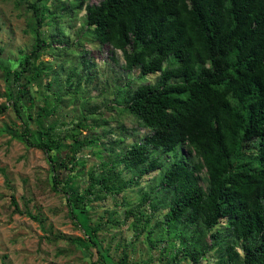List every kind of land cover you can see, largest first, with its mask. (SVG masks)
<instances>
[{"label":"trees","instance_id":"16d2710c","mask_svg":"<svg viewBox=\"0 0 264 264\" xmlns=\"http://www.w3.org/2000/svg\"><path fill=\"white\" fill-rule=\"evenodd\" d=\"M50 1L28 4L32 47L14 69L0 59V69L15 87L9 96L21 120L20 136L47 153L54 173L51 186L58 189L55 172L72 170L82 130L94 128L100 120L87 123V112L94 114L96 105L92 111L85 107L60 136L63 121L56 115L63 100L53 99L47 109L48 81L40 98L33 99L32 84L51 68L39 57L52 49L59 35L57 30L47 35L40 31ZM72 8L84 10L83 25L92 40L108 45L112 55L121 51L125 71L136 68L140 78L154 74L156 78L128 89L123 97L124 111L147 132L120 147L110 163L102 162L106 168L101 166L100 176L90 170L83 192L77 184H68L73 174L61 185L71 218L78 221L89 195L118 194L133 176L159 169L158 184L166 194L160 204L166 210L157 223L179 231L174 259L181 256L196 264L220 246V258L226 263L264 264V0H77ZM7 107L2 103L0 112ZM123 137L114 141L123 143ZM67 148L68 158L62 157ZM51 151L58 157L53 158ZM158 152L169 154V162L162 161ZM118 165L134 171L132 177L122 178ZM148 198L145 192L137 210L125 209V218L133 217L135 228L148 222L142 206L149 202L151 211L157 209ZM141 217L146 220L143 225ZM99 230L98 225L84 230L83 248L93 264L97 259L105 262L95 248ZM114 264L137 263L124 252Z\"/></svg>","mask_w":264,"mask_h":264},{"label":"rangeland","instance_id":"374dc122","mask_svg":"<svg viewBox=\"0 0 264 264\" xmlns=\"http://www.w3.org/2000/svg\"><path fill=\"white\" fill-rule=\"evenodd\" d=\"M32 1L0 0V59L7 61L11 69L30 51L34 41L30 26L32 10L28 8ZM76 1L51 0L48 3L46 20L40 31L47 35L57 30L59 35L52 49L39 57L51 68L34 81L31 92H34L33 99H39V91H44L48 81L47 109L52 107L55 98L66 103L65 106L60 104L62 108L56 115L63 121L60 136L72 127L88 106L91 110L90 107L96 105V112H87V123L96 118L100 124L82 130L76 142L81 147L76 158L72 159L75 163L72 170L63 168L55 172L58 189L52 188L51 161L47 153L21 138V120L13 110L12 97L9 96L10 89L15 87L11 81L5 80L0 69V105H8L4 112H0V264H93L83 245L87 243L84 230L95 225L100 226L95 248L105 258L104 264H114L124 252L131 262L137 264H192L188 258L174 259L171 256L176 250L174 238L179 231L157 223L166 210L160 204L166 194L158 184L159 169L138 178L132 177L134 171L116 166L122 178L132 177L133 182L118 194L102 191L99 198L89 195L84 212L77 214L78 221L69 214L67 194L61 190V185L69 174H73L68 184H77L78 190L83 192L89 183L90 170L100 176L102 162L110 163L120 147L131 144L147 132L138 125L135 117L124 111L123 97L128 89H134L142 82H153L156 78V74L140 78L136 68L125 71L121 51L116 50L112 55L108 45L92 40L83 25L84 10L72 8ZM99 1L85 0V3ZM53 118V115L49 116V121ZM120 137L124 142L118 144L114 140ZM64 140L69 142L68 137ZM68 150L71 149H65L61 156L70 154ZM51 154L53 158L58 157L53 151ZM157 154L166 163L171 159L169 154ZM145 192L157 209L151 211L149 202L142 206L146 209L144 213L148 215V222L142 229L140 225L135 228L134 218H125V209L135 210ZM113 211L115 214L111 215ZM141 218L143 225L146 220ZM114 220L117 222L112 223ZM217 228L224 231V226L218 225ZM226 244L223 242L222 245ZM95 248L93 259L98 254ZM219 250L220 246H215L196 264H230L220 258ZM101 260L97 259L96 264H103Z\"/></svg>","mask_w":264,"mask_h":264}]
</instances>
